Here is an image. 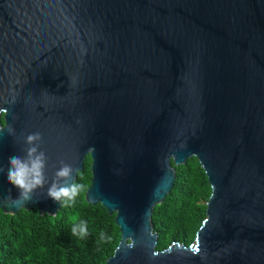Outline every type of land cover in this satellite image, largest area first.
<instances>
[{"label":"water","instance_id":"1","mask_svg":"<svg viewBox=\"0 0 264 264\" xmlns=\"http://www.w3.org/2000/svg\"><path fill=\"white\" fill-rule=\"evenodd\" d=\"M0 197L39 132L56 217L61 162L91 159L88 205L121 234L105 264H264V0H0ZM2 120L4 125H2ZM196 159L211 187L193 243L157 251L155 208Z\"/></svg>","mask_w":264,"mask_h":264},{"label":"trees","instance_id":"2","mask_svg":"<svg viewBox=\"0 0 264 264\" xmlns=\"http://www.w3.org/2000/svg\"><path fill=\"white\" fill-rule=\"evenodd\" d=\"M174 187L152 216L158 235L157 251L173 244L189 247L206 219V203L211 195L207 176L196 159L175 167ZM91 159L75 183L84 191L74 205L62 206L56 217L40 216L37 210L21 211L15 216L0 210V264H105L120 241L115 216L100 205H88L85 193L91 186ZM72 217L84 221L88 235H72ZM101 233L104 238H101Z\"/></svg>","mask_w":264,"mask_h":264},{"label":"clouds","instance_id":"3","mask_svg":"<svg viewBox=\"0 0 264 264\" xmlns=\"http://www.w3.org/2000/svg\"><path fill=\"white\" fill-rule=\"evenodd\" d=\"M41 140L42 136L39 132L27 135L25 142L29 147L26 149V155L23 157L16 155L9 159L7 179L13 187L18 189V196L13 198L9 189L7 196L0 197V203H4L5 206L22 207L32 201V195L37 189L45 187L47 157L43 151L39 150ZM74 171L76 170L71 165L62 161L61 167L55 172V179L47 188V196L59 202L61 207L74 205L77 196L85 189L83 184L73 181ZM3 172L4 169L0 168V174ZM71 223L73 224L72 235L81 239L88 235L84 221H78L77 217H72ZM101 238H104L103 233Z\"/></svg>","mask_w":264,"mask_h":264},{"label":"flooded vegetation","instance_id":"4","mask_svg":"<svg viewBox=\"0 0 264 264\" xmlns=\"http://www.w3.org/2000/svg\"><path fill=\"white\" fill-rule=\"evenodd\" d=\"M2 125H4V122H3V120H2Z\"/></svg>","mask_w":264,"mask_h":264}]
</instances>
